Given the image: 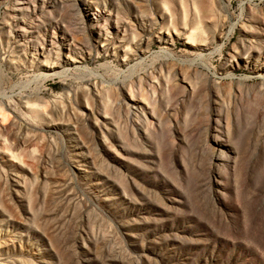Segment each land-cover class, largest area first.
I'll return each mask as SVG.
<instances>
[{
  "label": "rangeland",
  "instance_id": "obj_1",
  "mask_svg": "<svg viewBox=\"0 0 264 264\" xmlns=\"http://www.w3.org/2000/svg\"><path fill=\"white\" fill-rule=\"evenodd\" d=\"M20 1L0 264H264V0Z\"/></svg>",
  "mask_w": 264,
  "mask_h": 264
},
{
  "label": "bare ground",
  "instance_id": "obj_2",
  "mask_svg": "<svg viewBox=\"0 0 264 264\" xmlns=\"http://www.w3.org/2000/svg\"><path fill=\"white\" fill-rule=\"evenodd\" d=\"M15 2V1H14ZM17 2H21L20 0H17ZM16 9V8H15ZM74 14V13H73ZM75 15V14H74ZM80 17V16H79ZM97 26H102L101 24H98ZM99 36V35H98ZM100 38V37H99ZM70 41V40H69ZM48 43V42H47ZM51 43H52V45H54V46H56V48H57V54L58 55H61V47L63 46L62 45V43L60 42V40H58V39H56V40H52L51 41ZM81 44V43H80ZM69 46V45H68ZM91 47V46H90ZM89 48V47H88ZM79 50V49H78ZM80 56H82V53H80V52H76L75 51V48H70L69 49V55H68V57H67V59H66V64H72V63H74V62H77L78 60H79V58H80ZM59 57V56H58ZM66 58V57H65ZM63 61V60H62ZM65 64V63H64ZM127 64V63H126ZM75 65V64H74ZM132 100H134V102H130L131 103V105H130V110H129V112L131 111V109L133 108V105H135L136 104V102H135V99H132ZM128 108V107H127ZM141 108V107H140ZM96 113V112H95Z\"/></svg>",
  "mask_w": 264,
  "mask_h": 264
}]
</instances>
